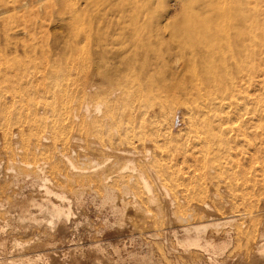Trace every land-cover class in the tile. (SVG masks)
<instances>
[{"label": "rangeland", "instance_id": "1", "mask_svg": "<svg viewBox=\"0 0 264 264\" xmlns=\"http://www.w3.org/2000/svg\"><path fill=\"white\" fill-rule=\"evenodd\" d=\"M109 1L108 0H89V2H88L89 4L85 5L86 3L84 1H81V0H77V1H75V0H10V1L9 0L8 1L7 0H0V3L2 4V5H0V13H1V8L4 7L5 4H6V6L8 4H10V5H8V8H9V10L11 9V12L10 11H9V13L6 12L8 15H5L6 13H3L2 17H0V72L4 73V71H5L4 74H6L7 70H8V73H7L8 75H10V72L13 73L12 74L13 76H7V75H5L6 77L4 76L6 78V79L4 78L5 81L7 80V78L11 79V77H12L13 84L11 83L12 81H9V80H7V82L9 81V84L5 83V81H4V83H2L3 75H0V77L2 76L0 79V81H1L0 82V92L2 94L0 93V96L3 97L2 100L6 99L5 101H7V103L6 102H4V103H6L7 105H9V103L11 102L10 105L7 106L6 104L3 103L4 100L3 101L0 100V103L2 102L1 103L2 105L0 104V108H1L0 109V120H1L0 121V135H2L3 131H10V129L12 128V130L10 132H12V133L15 132L16 137L18 136V139H16V137L15 138L13 137V139H15V142H17V140L19 141L20 131H21V129H22V131L23 130L27 131L28 127L26 129V125L27 126L30 125V123H29L30 121L27 120V118L29 117V115L34 114L33 112H34L36 105H39L38 107L36 106L37 109L35 111V114L38 113L37 118L40 114L39 118H41V119L38 118L39 120H42L44 118V117L42 118V116H45V115L48 116V120H47L46 116H45L46 121H45V119L42 120L43 121L42 123L45 125V126L43 125L45 129H47V127H48L47 125L49 124L50 121L52 122V123L50 122V125H51V124H53L54 121L58 120V123L55 122V124L59 125L60 119L57 117L58 116L57 112L59 109H60L59 112H61L62 114L64 113L63 115L68 120L71 117V119H70L71 122L70 121L68 122L67 119H66V122L72 123V124H75V122L77 124L80 121V119H78V118L82 117V119H85L88 116H91L92 112H93L92 118L97 117L98 114L94 115L95 114L94 105L96 103L100 102L101 100L103 101L104 100L103 97H105V96L102 97V94L105 95L108 92V94H106L108 96H106V97H110L111 102L113 103L114 106H116L115 109H117L118 111H121L120 113L118 112L119 115L125 114V115H123V116H126V117H124V119L129 118L132 122V125H133L132 131L135 133L134 129L136 130V134H134L132 132L133 136L131 135L132 136L131 137L132 138L131 139V141H132L131 145H130V143H128L129 146H126L128 144H124L122 146L124 149L134 148V149H131L134 152L137 150V148H138V150L140 148L139 152H136L137 161L135 160V167H136L137 163H138L137 164L138 166L140 163L138 157L141 156V158H142V156L146 154L145 153L143 155H140L141 153H143L141 151V149L144 150V152H145V150L147 151L150 148L149 150L152 152L151 155L155 154L159 157L158 163L156 165L154 164L155 165L154 169H156V168L159 169L158 168L159 166L164 167L165 164H167V165L170 164V166L172 168H174L175 170H178V168L180 167L179 172L182 170L183 171L187 170L186 173L182 172L181 174H184V176L189 175V177H190V175L194 176L192 178L190 177V179L193 181L190 180L191 182H189V183H191V186L194 185V188H196L195 183H197L199 185L201 183L203 184V185L202 184L201 185L205 191V198L202 200H204V201L207 200V203L210 206V208L215 209V210L217 209L216 211H218V213L221 216H225V215L228 216V214L231 212H232L231 213L232 215H234L236 213L234 216L238 219H236V218L232 219L235 222H233V223L231 222L230 225L229 224L224 225V227H223V225H217V227H215L214 224L218 223L216 221H209V220L202 219V218L200 219V217H197L195 214H192L191 216H189L188 213H189V209H191V208H190V204H187L186 200H188V199L184 200L182 198L181 199L179 198L177 200V202L179 200L183 201V202H180V205H181L180 209L181 210L178 212L177 206H173V207H175V208H173V210L175 209L174 212H177V213L182 212L181 215L184 214L185 217L188 215L186 217V220L183 222L180 221V219H179V221H178V219L176 220L177 213H176L175 217H173L172 219H167V220L159 219L160 225H161V222H164V223L162 224V226H159V224H158L157 226L159 228H157V227L155 229L153 228L154 231L152 229L153 233H155V235H154L153 233L151 234L150 232H147L148 231L147 229H145L146 230L145 231V230H142L139 228L141 230L140 231L138 228H136L134 226V223H135L134 218L128 219V217L132 211L131 209H136L139 205L143 206L145 208H143V207L140 208V206H139L137 209L140 208V209L150 210L149 213H150L151 217L149 216L150 218H148V219L149 220L154 219L155 215L151 209H155V208L152 204L147 202L148 196H146V197L144 196L146 194L143 192L144 190L140 189L141 193H140V191L138 192V190H136L137 194H135L134 196L126 195L125 196V202H127V203L124 205V207L122 209H118V210H120V213L118 211L115 212L114 210H113L114 211L113 212L111 210V208L109 207L110 205L108 203L104 205V203L102 201L103 192H101L99 189H97L95 186H93L94 184L91 185L92 183L88 179H80L79 177H76V181L74 182L76 187L75 188L73 187V189L75 190L78 188L77 186H80V188H78L77 191L75 190V192H78V190L80 189L79 192L81 193V200H80V203L78 204V206L76 205L73 208L74 210L72 209V212L74 211L73 215H75V216H72L70 219V224H69L70 226L68 227V230L66 233V240H64L61 243L60 242L57 243V245L55 246V250H56L55 256H59L58 258H60L59 260L62 261V264H144V263L145 264H264V250H263V257H261L262 255L260 254V250H259V247H262L264 245V238H263V235H264V203L262 204L263 206L261 205L262 209L252 210V213H250L251 210L246 209V207L248 206L246 204V201L248 203L250 200L249 198H251L254 193L257 194L259 192V190H258L259 188L264 187V180H262V179H264L263 178L264 175H263V173H261V169H262V167H264V147H262L260 151L257 150L255 153H253L254 155H252V156H254V157L247 156L244 160L241 161V164L239 165L237 170L242 171V176L240 177V175H237V177L238 178L240 177L239 180L240 179L242 180V178H244V179L241 182L238 180V185H237V188L235 189L236 191L234 190V192L231 193V191H228L229 189L227 188V185L229 182V178H228L229 176H227L226 174L220 173V172H219L220 174L218 172L217 173L215 172L214 167H216L217 163H214V161L210 160L211 165L208 166L210 163H209V159L207 157H204V159H199L200 156L197 155L198 156V159H197V156L194 153H193V157L195 155L196 159L194 157V160H193L191 153L196 151L195 149L191 148L192 147L191 146V143H192L191 137L193 135V132H191L192 131L191 129H193V128H192V126L189 127V125L191 123L187 121L189 119V116H188L187 111L184 108V106L181 105L180 103H178L176 105H173V104L170 105L169 104V107H168L167 105L169 103V100H165L164 98H162L164 96V94L159 95L158 93L155 92L156 91L155 87H157L158 84L161 83L163 85L166 83V81L163 82L162 78H164V79L168 78L170 71H173L175 69H179V70L181 69V71L182 70L184 71L183 59L180 56V53L183 50H181V48L176 46L175 41L173 42V39L169 38V34H170V33H168L169 29L165 30L162 27V26H164L163 24H164L165 17L170 16V15H172L170 17H171L172 23H174L173 27H175V29H176V27L179 26V23L183 17L182 13L184 12V8H183L182 4H179V3L174 4L173 1H178V0H165V1L164 0H160V1L159 0H153V1L152 0H147V1L146 0H139L140 3H139V1H136V3L138 2L137 5H135V1H134V3L129 2V1H124V0H120V1L119 0H109ZM142 1H144V2L142 3ZM158 1L160 3H158ZM76 2L78 4L76 6L77 9H74ZM82 2H84L85 4ZM71 3H72V5H71ZM139 4H141V5H139ZM131 5L137 6V9H139V7H140V9H139L140 14H136V15H137V17H139V18L141 17V18L140 19L138 18V20L134 21V22L129 20V15L131 16L130 11H131V9H133V6L131 7ZM19 6L21 8H18ZM72 6H73V8H72ZM127 7H128V9H127ZM142 7H143V10H141ZM66 8H67V10H66ZM12 9H14V10L12 11ZM125 9H126V11H125ZM145 9H146V11H145ZM147 9H149V10H147ZM69 10H71L70 12H72V10H73V12L75 10L76 11L74 13H70ZM127 11L129 12V15H128ZM144 13H146L147 15H144ZM166 14H168V15H166ZM159 24L162 26H160ZM157 25H159L161 27L160 30H159V27ZM73 26H75L74 30L72 29ZM150 28H151V32H153L155 35H158V39L159 40L161 39L160 42H162V43L154 46V49H153L154 52L153 51L150 52L147 50L144 52L143 49H140L139 52L132 51V48L129 45L130 41H128L127 36L129 37V35H131L133 32L135 33V31L136 32L137 31L138 32L143 31V30L144 31H146V30L150 31L149 30ZM100 32L102 33L101 38L99 35ZM156 32H158V34ZM97 34L99 35L98 37H96ZM106 41L108 43L112 42V47L110 48V50L106 51L102 57L100 55V47L99 46L103 45L104 42H106ZM187 51H188V53L185 51L186 57L189 56V49H187ZM55 53H56V55H55ZM133 53H134V55H133ZM99 57H101V58H99ZM134 57H135V59H134ZM51 58L53 61H51ZM128 61H130V62H128ZM149 66L151 67L150 68L151 70H148L147 75H146V73L140 72L146 68L149 69ZM3 67H6V68H3ZM13 67H15L14 70L12 69ZM23 67H24V72L26 73L27 77L28 78L35 77L34 80L38 81L37 82L38 84L36 83V81H33V79H30V81L27 83L26 80H29V79H26V75L24 77V72L22 70ZM141 67L142 68L145 67V68H143V70H142ZM2 69L4 71H2ZM9 69H10V72H9ZM11 69L13 70V72ZM18 69L20 70V72L22 70V74H20V75L16 74L17 72H18V74L20 73ZM152 69H153V71H152ZM134 70L138 71V73L134 72ZM14 71H17V72H14ZM183 71H182V75L185 74V71L184 72ZM3 73H1V74H3ZM14 73L16 74V80L17 79L19 80L20 76L23 77V78L21 77L22 80L20 79L21 82L20 81L19 82L17 81V83L15 82L16 80L14 78V76H15ZM133 73H134V78L137 75L138 81H137V79L135 80L131 76V75H133ZM139 73L140 74L143 73V74L140 75ZM48 74H49V76H47ZM124 75H126V76H124ZM17 76H19V77L17 78ZM151 76L153 78L151 79V81H149L150 80L149 78H151ZM187 76L188 75H185L184 77L187 78ZM238 76L237 77L239 79H237V77H235V78L239 82L242 79V77H241V75H238ZM106 78H107V80H106ZM129 78H131L132 81ZM140 78H141V80H139ZM147 78L149 79L148 83L144 84V82H147ZM40 79L41 80L43 79V80L39 81ZM133 79L135 80V82H133L134 81ZM142 80H143V83H142ZM25 81H26V86H25ZM31 82H34L36 85L34 83L29 84ZM39 82L40 83L42 82V83L40 84ZM52 82L54 83V85ZM10 83H11V85H15L14 83H16L17 86L12 87L10 85ZM46 83H48V86H49V84H51L52 87L51 86L48 87L46 85ZM119 83H120V85L121 84L122 85L120 86ZM139 83L144 84L146 88L144 87V85H143V87H142V85L139 86ZM99 84H101V87ZM149 84L151 87L148 86ZM43 85H45L46 87ZM57 85L59 88L56 87ZM245 85L246 84H244V82H242V89L246 88ZM6 86H7V88L9 87V90H7ZM53 86H55L56 88ZM72 86H74V87H72ZM95 86L97 88H95ZM116 86L117 87L119 86L118 87L119 90L117 88H115ZM16 87H17V89H16ZM42 87H44V89ZM60 87H61V90H60ZM81 87H82V89H80ZM136 87H138V88H136ZM141 87H142V89H141ZM149 87L151 88V90H149L150 89ZM12 88H15V89L12 90ZM20 88H21V90H20ZM48 88L49 89L55 88V91L52 90L53 92L50 90L51 93L57 92L58 90L60 93V91L62 92V89L64 92V89L66 88L65 90H67V91H65L66 95L64 93L65 96L63 95V92L61 93L63 96H60L61 94L59 95L57 92V95H59L61 97L60 98L58 96L59 100L61 99L60 101H62L64 104L63 107L61 106L62 108H60V107L56 108L58 106V104L60 105L62 102L60 103V101L58 99H56L55 93H54V96L50 95ZM57 88H58V90H57ZM143 88H144V90H143ZM87 89L89 90L90 94L88 93ZM106 89H108V90H106ZM261 89H263V88H260L259 92L261 91L260 93H264L263 92L264 89H263V91ZM39 90H41V92H39ZM42 90H44V91H42ZM68 90H69V92H68ZM126 90H128V91H126ZM140 90L143 92V94L140 92ZM7 91H9L8 95L6 94ZM34 91H36V92H34ZM46 91H48L49 93ZM94 91L95 92L98 91V92H96V95H95ZM111 91L113 92V94H111ZM149 91H151L152 93H149ZM10 92L11 93L13 92V94H12L13 99H11L12 95L10 96V94H11ZM17 92H18V95H17ZM44 92H45V94H44ZM102 92H105V93H102ZM19 93H21L22 95H20ZM47 93H48V95H47ZM67 93H68V97L66 98ZM81 93L82 94L87 93V94H85L86 96H84V94L82 95ZM153 93H156L159 96L153 95V96H156V97H153L152 96ZM253 93H255V96L257 97L256 100L258 101V98H260L256 94V93H258V91L255 90ZM260 93H259V95H260ZM5 94H6V97H5ZM77 94H79V95H77ZM146 94H148V96ZM16 95H17V98H14V97H16ZM42 95H46L47 97L43 96L41 98L40 96H42ZM69 95H71V96H69ZM98 95H100V96L98 97ZM111 95H113L112 98H114V99H111ZM131 95L135 98L131 97ZM134 95H136V96H134ZM142 95H143L144 99H142ZM18 96H20L19 97L20 99L18 98ZM48 96L49 97L52 96L51 97L52 99L48 98ZM22 97H23V100H22ZM62 97H64L63 100H62ZM69 97H71L70 101H67V100H69ZM137 97L138 98L140 97L139 99L141 101H139V99ZM150 97H153V98H150ZM182 97H183L182 94H180L178 92V98L180 99V101L183 100ZM7 98H8V100H7ZM9 98H10V100H9ZM24 98H26L28 101H26V99H24ZM43 98L45 99V101H44L45 103L42 102V100H44ZM158 98L159 99L161 98L162 102L165 104L164 107L165 108L168 107V108L166 110H163V115L165 118H163V116L156 115V117L159 116L158 120H157L156 117L152 116V113L154 111L158 112L157 106L159 105V102H161V99L159 100ZM15 99H16V103L14 101ZM18 99L20 101L21 100L23 101L24 105L27 107L26 109H28V110H24L25 106H23L22 101L20 102ZM32 99L33 100L36 99L35 102ZM46 99H49L50 102L47 101ZM64 99L68 103L65 102ZM146 99H148V100H146ZM149 99L152 100L151 103H150ZM30 100L32 101L31 103H33V104L27 103V102H30ZM57 100H58V103H57ZM142 100L144 101L143 103H142ZM25 101L27 104L25 103ZM51 101L55 102V103H51ZM132 101L135 103V105H134V103H132ZM145 101H149V103L151 104L150 109H149L150 104H148L146 102L149 105L148 106L145 103ZM41 102L44 103L45 105L40 104ZM46 102H48V103H46ZM49 103L52 105L48 106ZM84 103H85V105H84ZM153 103L154 104L157 103V104H155L156 106H154V108H152ZM3 104L5 105V112H4V109H2ZM13 104H15V105H13ZM18 104H20V106L22 105V109L20 108V106H18ZM28 104H30V105H28ZM141 104L142 105L145 104L148 107H143ZM27 105L31 106V107H28ZM86 105L89 106V111H90V112L88 111V116L86 115L87 111L84 110ZM10 106H11V108H10ZM17 106L22 110L21 112L25 111L23 113L24 115L21 114V112H19L20 109ZM32 106H33V110L31 109ZM40 106H41V108L47 107V108H49V110H50V107L52 106L51 108L53 109V111H51L52 110L51 109L50 112H47L49 110L46 111L47 108L46 109L44 108L46 111V113H45L43 108H42L43 110L41 108H39ZM13 107H15V108L17 107L18 110L13 108ZM92 107H93V110H92ZM140 107L142 108V111H141ZM6 108H7V110L9 108V110L7 111ZM171 108H172V110H169ZM38 109H40V110H38ZM137 109L140 113H138ZM69 110H70V112H69ZM167 110H169L170 113L167 112ZM28 111H32V112H30L31 114L29 113V115H28ZM145 111H146V114H142L145 117L143 116V118H142L141 117L142 115H140V114L145 113ZM164 111L167 113H164ZM102 112H104V109H102ZM68 113H71V114H68ZM126 113H127V115H126ZM129 113H130V115H129ZM62 114L59 113V115H62ZM80 114H82V115H80ZM137 114L140 115L143 122L139 121V119H141V118L140 117L137 118ZM21 115H22V117L25 116L24 119L21 118ZM54 115H57L56 116L57 120H55L56 117H53ZM165 115H167V117ZM18 116H20V117L18 118ZM150 116L153 117L152 122L150 120L151 119ZM50 117H51V119H50ZM52 117L54 118V120H52L53 119ZM76 117H78L77 118L78 121L76 119H74ZM149 117H150V119H149ZM13 120L15 122H17L19 120L21 123H23L24 126H22L19 123V121H18L19 124L17 125ZM11 121H13V123H15L14 125L15 126L17 125L18 127L17 126L15 127L14 125H12L9 129V126L11 125V124L9 125V123H12ZM155 121H157V122H155ZM189 121H190V119H189ZM7 122H8V125H7ZM24 122L28 123V124H24ZM42 123H41V127H43ZM142 123L143 124L145 123L144 126L142 125ZM2 125H3V127H2ZM6 126H7V129L4 128ZM53 126H54V124L52 125V127ZM137 126H139V127L141 126L143 128H141V127L137 128ZM134 127H136L137 129ZM13 128H15V129H13ZM168 128H170V129H168ZM74 129L69 132L70 134L68 133V137L70 135V137H69L70 142L68 141V143H69V144L67 143L68 145L67 144L62 145L60 142H57L55 144L56 148L53 145V147L55 149L50 148V149H52L53 152H57V150H58V153H56V154L59 155L61 165L64 166L65 160L63 158H61L60 155H61V153H62V155H64L66 152H67V154H65V155H67L68 157H71L72 159L71 158L70 159L73 161V164L76 166V168L74 170L72 169L73 171H77V170H79V168H80V170L86 169L85 171L93 170V169H96L98 166H100V165L97 166L96 165L97 163L101 164V166L104 165L105 161H103V160L106 157L110 158V160L113 159L114 156L112 154L109 155L111 152L106 153L108 155L107 156L104 152H101V154H99L96 151H94L95 149L97 150V148H95V146H93L90 142L87 141V139H88L87 136L84 135L86 138H84V136H83V139H82V135L84 133L79 131L78 132L79 136H78L77 133H75L78 130L76 129V131H75ZM138 129L142 130V132L139 131ZM14 130H16V131H14ZM50 130H51V128H50ZM137 130H138V132H137ZM258 130H260V129H257L255 132V138L257 137L255 142L257 145H259V143L262 142V138L264 137L263 130H261V131H258ZM162 131H163V133H162ZM164 131H166V133L169 131L168 132L169 135L166 134ZM81 133H83V134L81 135ZM143 133H144V136H142ZM164 133L167 136V137L165 136V139L166 138H168L170 140L172 139L171 142L165 143V140L162 139V137L164 138V136H162V135H165ZM72 135H74V136H72ZM135 135H137V136L135 137ZM158 136H160V137L158 138ZM170 136L172 138H170ZM73 137H75L74 138L75 141H76V138H78L76 142H74V139H73V141L70 140V138L72 139ZM133 137H134V139L137 137L138 138L143 137V139H141L143 142L142 141L140 143L138 142V141H140V138H139V140L137 138L138 141L136 142L135 141L136 139L134 140ZM156 137H157V139H156ZM79 138L81 139V142H80ZM250 138H253V137L250 136L249 139ZM145 139H146V141H145ZM151 139H152V141H155V139L156 140L160 139V143L161 144L164 143L166 146L164 147L163 146L164 144L163 145L158 144L156 146V144H154V142L150 141ZM15 142H14V140H12V144ZM42 142L46 147H49L50 143L52 144L51 141H49L50 143H47V141L46 142L42 141ZM85 142H87V143H85ZM146 142L148 144H150L149 148H148V146H147L148 144H146ZM89 143L92 145V147ZM71 144H73V145L71 146ZM89 145H90V147H89ZM138 145H140V146H138ZM45 146H44V148L46 149ZM59 146L61 147V149ZM124 146L127 148H125ZM158 146H161V147H158ZM189 146H190V149H189ZM13 147H15L14 144L11 147L12 149L5 148L2 144H0V152H1L0 153V161L2 160V162H3L2 163L3 165L1 167H2V170L4 172H6L8 174V177H10V178L12 177L13 172L12 171L8 172V169L10 170L11 168H14V167H9V166L12 164L15 165L17 163L16 161L19 160L18 163L24 162L23 159L26 158L25 159L26 163H27V161L28 162L31 161L30 163H34V162H32L33 159L30 157L28 158L29 160L27 159V157L22 158L23 153H18V151H16ZM20 147H21V145H20ZM62 147H64V150L62 149ZM163 147H164V149H163ZM184 147L188 148V152H187L188 154L183 153L182 150ZM144 148H146V149H144ZM165 148L167 149V152L169 150H170V152H168V153L164 152V151H166ZM41 149L43 150V148H41ZM41 149L39 151H36L37 152L36 156H38L39 159L35 158V160L36 159H38V160H36V161L33 160V161L37 162L39 160H44V161L46 160V159H43L44 155H43V157H42V155H37L40 152H42ZM66 149L68 151H66ZM69 149H70V153H68ZM161 149H162V152H158L159 150L161 151ZM184 149H186V148H184ZM242 149H245V151H247L246 147H243ZM171 150H172V152H171ZM90 151H92L93 154H91ZM248 152H251V151L248 150ZM102 153H104V154H102ZM166 153L168 155H166ZM169 153H172V155ZM180 153H181V155H180ZM17 154H19L21 156H18ZM78 154H81V155H78ZM159 154H161V155H159ZM174 154H176V155H174ZM178 154H179V156H177ZM183 154H187V156L186 155L183 156ZM196 154H197V152H196ZM1 155L3 157H5V156L6 157L2 158ZM7 155H9L10 158ZM12 155H13V157H12ZM93 155H94V157H93ZM96 155H99V156H96ZM189 155H191V156H189ZM175 156H177V157H175ZM88 157H90V159ZM97 157H99V158H97ZM166 157L168 158L167 160L169 161V164L166 163L167 160H164V158L166 159ZM180 157H182V158H180ZM19 158H21V159H19ZM92 158H94L95 160L93 159V161H92L91 160ZM186 158H187V161L185 163L184 159H186ZM253 158H255L256 160ZM178 159H181V160H178ZM114 160H116L115 157L112 160V162ZM140 160H142V159H140ZM162 160H163V162H162ZM196 160L202 166L198 165ZM198 160L201 162L203 161V162L201 163ZM94 161H96V163H93ZM189 161H190V163H188ZM123 162H125V160L120 161V166H122L124 164ZM62 163H64V164H62ZM159 163H160V165H158ZM191 163H194V164H191ZM162 164H164V165L162 166ZM174 164H176L177 166ZM186 164H187V166H186ZM203 164L205 165L204 167H206V168L203 167ZM18 165H15L16 166L15 168H18L17 167ZM90 165H92L91 166L92 168L88 169V168H90ZM167 165H165V166H167ZM172 165H174V166H172ZM182 165L186 166V168H184V166H182ZM213 165H214V167H213ZM138 166L136 168H138ZM93 167H95V168H93ZM153 167L154 166H150V168H151L150 170L152 173L153 172L155 173L156 171L154 169H152ZM192 167H194V169ZM243 167H244V169H243ZM181 168H182V170H180ZM187 168L189 169V171ZM203 168H204V170H202ZM212 169H214V170H212ZM211 170L213 173H211ZM129 171L131 172V170H129ZM129 171H128V173H129ZM190 171H192V172H190ZM193 171H194V174H193ZM207 171L209 173H207ZM24 172L27 175L30 173L29 178H27V181L25 182V184L23 183V184H20L18 186H15L16 188L14 187L15 189H13V195H15V196L14 197L12 196L14 199L9 198V200H7L8 204H6V206L8 208L5 207V205H4L2 207V209L4 207H5L4 209L11 208V205L14 202V200H16L14 202V204L16 205L14 209L20 208V205H21V209H22L24 207V205H26L25 202L27 201V199H29L30 196H32L34 194L37 195L36 194L37 190L40 189L41 186L34 185L32 183L34 178L37 175L32 174L31 171H29V169H27ZM189 172H190V174H189ZM152 173L147 172V177L149 178L150 181H152V179H153ZM187 173H188V175H187ZM150 174L152 175L151 177H150ZM3 175H4V173H3ZM31 175H34V176L32 177ZM196 175H198V176L200 175V177L202 176L201 178H203V179L198 181L199 180L198 178H200V177H198ZM195 176H196V179L198 182H196ZM5 177H7L6 174H5ZM248 181L253 182V184L251 182L249 184ZM82 182H87V183L86 184L84 183V185H83ZM239 182L242 183L243 186L240 185V186H242V188L239 186ZM88 185L91 186V187H89L90 189H88ZM250 185L252 186V189H251ZM249 186H250V188H249ZM239 187L241 188V190L238 189ZM244 187L246 189H248V192H250V193L245 192L246 189H245V191H243ZM95 188H96V190H94ZM82 189H84L83 192H82ZM155 190H156V188L153 189L154 193L156 195H158L160 193V191L157 192L158 190L157 191H155ZM238 190H240L239 193L243 192V193H241L242 196L239 195ZM263 191H264V188H263L262 192ZM100 192L102 194H99ZM234 193H235V195H234ZM244 193L245 194L248 193L250 196L247 194L249 196L248 197ZM17 194H18V196H17ZM178 194L179 193H177V195ZM238 195L241 196L240 199L241 198L243 199V196H246V198L243 200L241 199V201H240V199L238 198L239 197ZM69 196H71V194H69ZM15 197H16V199H15ZM133 197L136 198V200H137L136 203H135V199ZM233 197H235V198L233 199ZM128 198H129V200H128ZM231 199L233 201L238 200V201H236V202H238V203H236L237 206H232V200ZM17 200H18V202H17ZM23 200L24 201L26 200V201L24 202ZM262 200L264 202V196H263ZM132 201H134V202H132ZM141 201L144 205L141 203ZM243 201L245 202V204ZM145 202L147 203L146 204L147 208H146ZM184 202H186V203L184 204ZM127 204L132 206V208L131 207L129 208V206ZM135 204H137L138 206L133 208V206H135ZM22 205H23V207H22ZM151 205H152V208H151ZM176 205H177V203H176ZM186 205H189V208ZM232 207H234V208H232ZM11 209H13V208H11ZM134 211H136V210H134ZM134 211H132V212H134ZM151 211H152V213H151ZM254 211H255V213H253ZM246 212H248V213H246ZM241 213H244V214L242 215ZM238 214L240 215V218L242 217L241 220L239 219ZM248 217L250 220L248 219ZM2 220H6L5 216L0 217V222H2ZM202 220L203 221L205 220L206 223L207 222L208 223L206 224ZM132 221H133V223H132ZM252 222L253 223L256 222V224L254 223L255 225H253ZM158 223H159V221H158ZM201 224L202 225H208V228L205 229L204 231H202L201 233H199V231H196L195 228H197ZM193 225H194V229H193ZM195 226H197V227H195ZM133 227H135V229H137V230H135ZM251 227H252V229H251ZM137 231L140 233H138ZM197 232L200 234L201 237L199 236V234L198 235L196 234ZM199 237L201 238V241H200ZM193 239L199 240L198 241V247L199 248L197 246H188V244H190L189 242L194 241ZM207 243L208 244L212 243L213 245L215 244L214 245L215 248L214 249L207 248V246H206ZM185 244L187 247L185 246ZM6 246H9L8 243ZM192 247H194V248H192ZM69 250L72 251L71 255L68 253ZM65 254H67V255H65ZM259 254H260V256H259ZM28 257L29 256H27V258Z\"/></svg>", "mask_w": 264, "mask_h": 264}, {"label": "bare ground", "instance_id": "2", "mask_svg": "<svg viewBox=\"0 0 264 264\" xmlns=\"http://www.w3.org/2000/svg\"><path fill=\"white\" fill-rule=\"evenodd\" d=\"M75 1H77V0H75ZM81 1H84L86 4L84 2H82V3H84L85 5L89 4L88 3L89 0H81ZM124 1H129V2H133V3L135 1V5H137L138 2L136 3V1H139V0H124ZM159 1H158V3H160ZM143 2L144 1H142V3ZM173 2H174V4H178V3L182 4V6L184 8V12L182 13L183 17L179 23V26L176 27V29H175V27H173L174 23H172L171 17H170L172 15L165 17L164 24H163L164 26H162L160 24L159 25L162 26L165 30L169 29V31H168V33H170L169 38L173 39V42L175 41L176 46H178L179 48H181V50H183L180 53V56L183 59L185 74L182 75L183 70L181 71V69L180 70L175 69L173 71H170L168 78L164 79L161 77L163 79V82L166 81V83L163 85L161 83L158 84V86L155 87L156 88L155 92L158 93L159 95L164 94V96L163 97L161 96V97L164 98L165 100H169V103L167 105L168 107H169V104L170 105L171 104L176 105L178 103H180L181 105L184 106V108L186 109L187 114L189 116V119H190V121H189V119L187 121L191 123L190 125L189 124L188 125H189V127L192 126V128H193V129H191L192 131L190 130L191 132H193V135L191 137V142H192L191 148L195 149L196 151L194 150L195 152H192L193 150L192 149H191L192 151L190 150L192 152L191 153L192 157H193V153H194L196 156L199 155L201 157V158L199 157V159H204V157H207L209 159V163L211 161H214V163H217V165H216L217 168L214 167V165H213L215 172L216 173L220 172V173H223V174H226L227 176H229L228 177L229 182L227 181L228 182L227 188L229 189L228 191H231V193H232L237 188L238 180L242 176V171L237 170L239 165L241 164V161L244 160L247 156L254 157V156H252V155H254L253 153H255L257 150L260 151L261 148L264 147V137L262 138V142H260L259 145H257L255 142V140L257 138V137L255 138V132L257 129H260L258 131L263 130V135H264V93H260L261 91L259 92L260 88L264 89V0H178V1H173ZM72 3H71V5H72ZM139 3H140V1H139ZM0 5H2V4L0 3ZM8 5H10V4H8ZM8 5L6 6V4H5V6L2 7L3 9L1 8V13H0L1 16L0 17H2L3 13H6V12L9 13V11L11 12V9L9 10V8H8ZM77 5L78 4L76 2L74 9H77L76 8ZM139 5H141V4H139ZM132 6L133 5H131V7ZM134 6H133V9H131L129 7L131 9V11H130L131 16L129 15V12L127 11L128 15H129V20L132 22L137 21L139 17H137L136 14H140L139 13L140 7H139V9H137V6H135L136 8ZM18 8H21V7L19 6ZM72 8H73V6H72ZM127 9H128V7H127ZM13 10L14 9H12V11ZM66 10H67V8H66ZM141 10H143V7L141 8ZM147 10H149V9H147ZM70 11L71 10H69V12ZM125 11H126V9H125ZM145 11H146V9H145ZM74 12L72 10V12H70V13H74ZM5 15H8V14L6 13ZM144 15H147V14L144 13ZM166 15H168V14H166ZM159 25H157V26L159 27V30H160L161 27ZM72 29L74 30L75 26H73ZM149 30L150 31H148V30H146V31L143 30V31H139V32L135 31V33L133 32L131 35H129V37L127 36L128 41H130L129 45L132 48V51L139 52L140 49H143L144 52L146 50L152 52L154 49V46L162 43V42H160L161 39L160 40L158 39V35H155L153 32H151V28ZM156 33L158 34V32H156ZM101 34L102 33L100 32V34H99L100 38H101ZM99 35L97 34L96 37H98ZM99 47H100V55L103 57L105 52L110 50V48L112 47V42L108 43L106 41V42H104L103 45H101ZM187 49H189V56L188 57H186V54H185L186 52L188 53ZM55 55H56V53H55ZM133 55H134V53H133ZM52 58H51V61H53ZM99 58H101V57H99ZM134 59H135V57H134ZM128 62H130V61H128ZM6 67H3V68H6ZM145 67H143V68H145ZM14 68L15 67H13L12 69L14 70ZM143 68H142V70H143ZM150 68L151 67L149 66V69L146 68L140 72L146 73V75H147L148 70H151ZM13 70H12V72H13ZM22 70L24 72V67ZM22 70H21V72L19 70V72H20L19 74L17 71H14V72H17L16 74L20 75V74H22ZM136 70H134V72L138 73V71H136ZM2 71H4V70L2 69ZM152 71H153V69H152ZM9 72H10V69H9ZM1 73H3V72H0V75H3V77L1 76L3 78L2 83H4V81H5L4 80V78L6 77L5 75L13 76L12 75L13 73H11V72H10V75L7 74L8 70H7L6 74H4L5 71L3 74H1ZM16 74L14 73L15 80H16ZM142 74H140V75H142ZM25 75H26V73L24 72V77H25ZM185 75H188L187 78L184 77ZM238 75H241V77H242V79L239 81L240 83L235 78ZM47 76H49V74ZM124 76H126V75H124ZM131 76L134 78V73ZM152 76H151V78H149L150 80L147 78V82H144V84L148 83V80L151 81V79L153 78ZM1 77H0V79H1ZM18 77L19 76H17V78ZM21 77L22 76H20L19 78L21 79ZM238 77H237V79H239ZM34 78L35 77L28 78L26 75V79H29V80H26L27 83L30 81V79H33V81H36V80H34ZM131 78H129V79H131ZM137 78L138 77L136 75V77L134 79L136 80ZM20 79L19 80L17 79L16 81L15 80L14 81L16 83H17V81L21 82L22 79L21 80ZM7 80L12 81V77H11V79L7 78ZM7 80L5 81V83L9 84V81L7 82ZM42 80L40 79L39 81H42ZM106 80H107V78H106ZM135 80L133 82H135ZM139 80H141V78ZM26 81H25V86H26ZM131 81H132V79H131ZM137 81H138V79H137ZM37 82L38 81H36V83ZM242 82H244V84H246L245 89H242ZM11 83L13 84V81ZM11 83H10V85H11ZM16 83H14L15 85H11V86L12 87L17 86ZM33 83L34 82H31L29 84H33ZM142 83H143V80H142ZM144 84L139 83V86L142 85V87H143ZM46 85L48 86V83H46ZM53 85H54V83H53ZM99 85L101 87V84H99ZM119 85H120V83H119ZM7 86H6V88H7ZM43 86H45V85H43ZM50 86H51V84H49L48 87H50ZM148 86H150V84ZM53 87H55V86H53ZM56 87H58V85ZM72 87H74V86H72ZM118 87L116 86L115 88L118 89ZM142 87H141V89H142ZM144 87H145V85H144ZM42 88L44 89V87H42ZM55 88L54 89L48 88L49 89L48 91L50 92V95H53V96L55 93L56 99L59 100V97L63 96L65 91H67V90H65L66 89L65 88L64 92H63V89H62V92H63V95H62L61 91L59 93V90H58L59 87H58L57 88L58 91L57 90L56 91L58 92L59 95L61 94L59 96V95H57V92L51 93L52 90L55 91ZM95 88H97V87L95 86ZM136 88H138V87H136ZM14 89L15 88H12V90H14ZM16 89H17V87H16ZM80 89H82V87ZM263 89H261V90L263 91ZM7 90H9V87L7 88ZM20 90H21V88H20ZM60 90H61V87H60ZM106 90H108V89H106ZM143 90H144V88H143ZM149 90H151V88ZM255 90L258 91V93H256V94L260 97V98H258V101L256 100L257 97L255 96V93H253ZM42 91H44V90H42ZM48 91H46V92H48ZM87 91L90 94L88 89H87ZM126 91H128V90H126ZM8 92L9 91H7V93H6L7 95H8ZM34 92H36V91H34ZM39 92H41V90H39ZM68 92H69V90H68ZM96 92H98V91H96ZM96 92H95V95H96ZM140 92L143 94V92L141 90H140ZM178 92L180 94H182V96H183L182 97L183 100H181V101L178 98ZM48 93H47V95H48ZM102 93H105V92H102ZM149 93H152V92L149 91ZM156 93H153L152 96L157 95ZM259 93H260V95H259ZM6 94H5V97H6ZM12 94H13V92L10 94V96ZM19 94L22 95L21 93H19ZM44 94H45V92H44ZM83 94H84V96H86L85 94H87V93H83ZM106 94H108V92ZM106 94L105 95L102 94V97L105 96V97H103L104 98L103 101L99 100L100 102H98L94 105V111H95L94 115L98 114L97 117L92 118L93 112L91 113V116H88L89 106H87L88 105L87 104L85 106L84 110L87 111L86 115L89 118L87 116H86L87 118H85V119H82V117L81 118L76 117L74 119L77 120V118H78V119H80V121L77 124H76V122H75V124H72V123H68L70 121L71 117L68 120L63 115L64 113L62 114L61 112H59V110H60L59 109L57 112L58 116L57 115L53 116V117L57 116L60 119L59 125L55 124V122L58 123V120L56 117L55 120H57V121L53 122L54 126L52 127L53 124L50 125L51 121L49 120L50 122L48 121L49 124L47 126L48 127L50 126V127L49 128L47 127V129H45L44 128L45 125L42 123L43 122L42 120H44L46 117L48 120V116L47 115H45L46 117L42 116V118L43 117L44 118L42 120H39V119H41V118H39L40 114L38 116L39 119L37 118L38 113L35 114V111L37 109L36 106L38 107L39 105L35 104L36 106H35V109L33 112L34 114L30 113L32 111H28V115H29V113L31 115H29V117L27 118V120L30 121L29 122L30 125L29 126L26 125V129L28 127L27 131H24V130L22 131V129L20 128L21 131H20V135H19L20 136L19 141L17 140V142H15V139H13V137L15 138L16 134H15V132H13V133L10 132L12 130V128L10 129V127L12 125H14L15 123L17 125L20 123L22 126H24L23 123H21L19 120H18L19 123L17 120H16L17 122H15L13 120L15 123H13V121H11L12 123H9V125L11 124L9 126L10 131H3L2 135H0V144H2L5 148H9V149H12L11 147L14 144L15 147H13V148L16 151H18V153H23L22 158L27 157V159H28L30 157L33 160H35V158L39 159V157L36 156V153H37L36 151H39L41 148H43V150L41 149L42 152H40L37 155H42V157L44 155L43 159H46L45 161L39 160L37 162H35V161L38 159H36L35 161L32 160V162H34V163H30L31 161H29V162L27 161V163H26L25 162L26 158L23 159L24 162L18 163L19 160L17 159L18 161H16V162L19 165L16 162H15L16 163L15 165H18L17 166L18 168H15L16 166L12 164L13 166L10 165L9 167H14V168H11L10 170L8 169V172L9 171L13 172L11 178L8 177V174L2 170L1 166L3 165L2 164L3 162H2V160L0 161V217L5 216V219H6V220H2V222H0V264H56V263L62 264V261H60L59 260L60 258H58L59 256H55V254H56L55 253V251H56L55 246L57 245V243H59V242L61 243L64 240H66V233H67L68 227L70 226L69 225L70 219L72 216H75V215H73L74 211L72 212V209L74 208V206H76V205L78 206V204L80 203V200H81V193L79 192L80 189L78 190V192H75V190L77 191V189L80 188V186H77L78 188L75 190L73 189V187L74 188L76 187L74 184V182L76 181V177H79L80 179H88L92 183L91 185L94 184L93 186H95L97 189H99L101 192H103L102 201H103L104 205L108 203L110 205L109 207L111 208L112 211L113 210L115 212L118 211L119 213H120V210H118V209H122L124 207V205L127 203V202H125V196L126 195L134 196L135 194H137L136 190H138V192L140 191V189L144 190L143 192L147 194V195L145 194L144 196L145 197L148 196L147 202L152 204L155 208V209H151L155 215V217L153 216L154 219H152V220L148 219L151 217L150 213H149L150 210L140 209L141 207H143L140 205H139L140 208L137 209L139 207L137 204H135V206H133V208L138 206L136 209H131L132 211H134V210H136V211L132 212L130 210L131 214L130 215L128 214L129 215L128 219L134 218V221L136 223V224L134 223V226L136 228H138V229L140 228L142 230L147 229L148 230L147 232H150L151 234L153 233V231L156 227L159 228L157 226L158 224H159V226H162V224L164 223V222H161V225H160L159 219L167 220V219H172L173 217H175L177 212H174L175 209L173 210V208H175V207H173V206L178 207V209H177L178 212L181 210L180 209L181 208L180 202H183V201L179 200L177 202V200L179 198L180 199L182 198L184 200L188 199L186 201H187V204H190V208H191V209H189V213H188L189 216H191L192 214H195L197 217H200V219L202 218V219H206L209 221H216L218 223L214 224L215 227H217V225H223V227H224V225H228V224L230 225L231 222L232 223L235 222L232 219L236 218L234 216L236 213L234 215H232L231 214L232 212H231V213H229L230 215L228 214V216H226V215L221 216L218 213V211H216L217 209L215 210V209L210 208V206L207 203V200H205L206 202L204 200H202L205 198V191L202 187L203 184L201 183L202 185L200 184L201 185L200 186L199 184L195 183L196 188H194V185L191 186V183H189V182H191L193 180H191L190 177L192 178L194 176L190 175V177H189L188 173H187L188 176H186V175L184 176V174H181L182 172L186 173L187 170L183 171L181 168L180 170H182V171L179 172L180 167L179 168L177 167L178 170H175L174 168H172L170 166L169 161L167 160L168 159L167 157H166V159L164 158V160H167L168 162L166 161V163H168L169 165L165 164V165H167V166H165L164 164H162V166L164 165V167H160V166L158 167L157 166L159 169H157V168H156L157 170L154 169L155 165L158 163L159 157L155 154L151 155L152 152L149 150L150 144H148L147 142H146V144H148L147 146L149 149L147 151L145 150V152H144V150L141 149V151L143 153L140 152L141 154L140 153L139 154L140 155H143L145 153L146 154L143 155L142 158H141V156L138 155L140 163H139V166L137 165L138 163L136 164V167L138 166V168H136L135 167V160L137 161L136 152H139L140 148H139V150L137 148L138 151L136 150L134 152L133 150H131L134 148L124 149L122 147L124 144H128V143H130V145H131V142H132L131 137L133 136L132 135V132H133L132 131L133 130L132 129L133 128L132 122L129 118L124 119V117H126V116H123V115H125V114L119 115V113L121 111H118L117 109H115L116 106L113 105V103L110 100V97H106V96H108ZM111 94H113L112 91H111ZM17 95H18V92H17ZM17 95L14 98H17ZM65 95H66V93H65ZM77 95H79V94H77ZM100 95H98V97ZM146 95L148 96V94H146ZM159 95H157V96H159ZM43 96L47 97L46 95H42L40 97L42 98ZM69 96H71V95H69ZM112 96L113 95H111V99H114V98H112ZM134 96H136V95H134ZM11 97H12L11 99H13V95ZM19 97L20 96H18V98ZM51 97L48 96V98H51ZM67 97H68V93H67L66 98ZM131 97H133V96L131 95ZM153 97H156V96H153ZM153 97H150V98H153ZM2 98L3 97L0 96V100L1 101L4 100L3 103L4 102L7 103V101H5L6 99L2 100ZM63 98L64 97H62V100H63ZM70 98L71 97H69V100H67V99L66 100L70 101ZM133 98H135V97H133ZM24 99H26V98H24ZM65 99H64V101H65ZM142 99H144L143 95H142ZM7 100H8V98H7ZM9 100H10V98H9ZM22 100H23V97H22ZM35 100H33V101L35 102ZM46 100L49 101V99H46ZM58 100H57V103H58ZM146 100H148V99H146ZM149 100L151 103L152 100L151 99H149ZM14 101L16 103V99ZM26 101H28V100L26 99ZM26 101H25V103H26ZM44 101H45V99L42 100V102H44ZM67 101H65V102H67ZM139 101H141V100L139 99ZM31 102L32 101L30 100V102H27V103L33 104ZM42 102L40 104L45 105L44 104L45 102L44 103H42ZM61 102L62 101H60V103ZM143 102L144 101L142 100V103ZM146 102L148 104H150L149 101H145V103ZM6 103H4V104H6ZM10 103H9V105H10ZM22 103H23V101H22ZM46 103H48V102H46ZM51 103H55V102L51 101ZM132 103H134V102L132 101ZM157 103H155V104H157ZM4 104H3L2 109H4V112H5V105ZM20 104H18V106H20ZM30 104H28V105H30ZM62 104H63V102L60 105L58 104V106L56 108H58V107L62 108L64 106V104L63 105ZM155 104L153 103L152 108H154V106H156ZM9 105H7V106H9ZM13 105H15V104H13ZM49 105H52V104L49 103L48 106ZM84 105H85V103H84ZM134 105H135V103H134ZM23 106H25L24 103H23ZM33 106L31 108L32 110H33ZM142 106L148 107L149 105L146 106L145 104H143ZM164 106H165V104L162 102V99H161V102H159V105L157 106L158 112L154 111L152 113V116L156 117V115H159V116H163V118H165L163 115V110H166L168 107L165 108ZM17 107L16 108L13 107V108L18 110L19 107L18 108ZM28 107H31V106H28ZM51 107H50V110L52 109ZM150 107H151V104L149 106V109H150ZM10 108H11V106H10ZM20 108L22 109V105L20 106ZM26 108L27 107L25 106V109L24 108L23 109L28 110ZM39 108H41V106ZM42 108L44 109L45 107H42ZM21 109L19 112L22 111ZM45 109H44V111H45ZM102 109H104V112H102ZM6 110H7V108H6ZM8 110H9V108H8ZM38 110H40V109H38ZM47 110H49V108H47L46 111ZM50 110L47 112H50ZM92 110H93V107H92ZM169 110H172V108ZM169 110H167V112H169ZM46 111H45V113H46ZM51 111H53V109ZM137 111H138V109H137ZM141 111H142V108H141ZM146 111H145V113H141L140 115L146 114ZM24 112H21V114H23ZM69 112H70V110H69ZM167 112L164 111V113H167ZM59 113L62 115H59ZM130 113H129V115H130ZM138 113H140V112L138 111ZM68 114H71V113H68ZM80 115H82V114H80ZM126 115H127V113H126ZM140 115L137 114V118L140 117ZM143 116L144 115H142L141 117L143 118ZM165 116L167 117V115H165ZM19 117L20 116H18V118ZM24 117L25 116L22 117V115H21V118L24 119ZM150 117H149V119H150ZM158 117H156L157 120H158ZM142 118L139 119V121H142ZM50 119H51V117H50ZM66 119L68 122H66ZM52 120H54V118ZM150 120L152 122L153 117H151ZM45 121H46V119H45ZM40 122L42 123V126L44 125L43 127H41ZM155 122H157V121H155ZM24 124H28V123L24 122ZM144 124L142 123L143 126H144ZM7 125H8V122H7ZM2 127H3V125H2ZM138 127L139 126H137V128ZM4 128L7 129V126ZM50 128H51V130H50ZM134 128H136V127H134ZM141 128H143V127H141ZM13 129H15V128H13ZM73 129L75 131H76V129L78 130L77 132H75V133H77V135H78L79 131L84 133V134L81 133V135L83 134L82 139H83L84 135L87 136V138H88L87 141L90 142L93 146H95V148H97V150L95 149L94 151H96L99 154H101V152H104L105 154L111 152L109 155L112 154L116 158V160H114L112 162L114 157H113V159L111 158L112 160H110V158L106 157L103 160V161H105V164L101 166V164L97 163L96 165L97 166L100 165V166H98V167L96 166L97 167L96 169L85 171L86 169L80 170V168H79V170L73 171L76 168V166L73 164V161L71 160L72 158L65 155V154H67V152H66L64 155H62V153L60 155L61 158H63L65 160L66 165L64 163H62V164H64V166L61 165L59 155L56 154V153H58V150H57V152H53L52 149L56 148L55 144L57 142H60L62 145H66L68 143L69 137H70V135L68 137V133ZM168 129H170V128H168ZM138 130L142 132V130H140V129H138ZM138 130H137V132H138ZM14 131H16V130H14ZM134 131H135V133L134 132L133 133L136 134L135 129H134ZM166 131H164V132L166 133ZM168 132L166 134L169 135ZM162 133H163V131H162ZM166 134L162 135V136H164V138L162 137V139L165 140V143L171 142L172 139L171 140L168 138L165 139ZM137 135H135V137ZM72 136H74V135H72ZM142 136H144V133ZM160 136H158V138ZM250 136L253 137V138H250L252 141L249 139ZM74 138L75 137H73L72 139L70 138V140L73 141ZM84 138H86V137L84 136ZM137 138H135L136 139L135 140L133 137V139L136 142L140 138V141H138L139 143L142 141L141 139H143V137H139L138 140H137ZM170 138H172V137L170 136ZM16 139H18V136L16 137ZM77 139L78 138H76V141H77ZM156 139H157V137H156ZM156 139H155V141H152V139L150 141L154 142V144H156V146H157L158 144H161V143H160V139H158V140H156ZM12 140H14L15 143L12 144ZM42 141H44V142L47 141V143H50L49 141H51L52 144L50 143L49 147H46ZM76 141L74 139V142H76ZM145 141H146V139H145ZM80 142H81V139H80ZM85 143H87V142H85ZM163 144L164 143H162L161 145H163ZM20 145H21V147H20ZM53 145L55 148L53 147ZM72 145L73 144H71V146ZM90 145H89V147H90ZM92 145H91V147H92ZM44 146L46 147V149L44 148ZM126 146H129V144ZM138 146H140V145H138ZM163 146L165 147L166 145L164 144ZM158 147H161V146H158ZM164 147H163V149H164ZM243 147H246L247 151H245V149H242ZM50 148H52V149H50ZM125 148H127V147H125ZM184 148H186V149H184ZM184 148H183V150L182 149L181 150L183 151V153H187L188 148L187 147H184ZM60 149H61V147H60ZM62 149L64 150V147H62ZM144 149H146V148H144ZM189 149H190V146H189ZM248 150L251 152H248ZM66 151H68V150L66 149ZM158 152H162V149H161V151L159 150ZM164 152H167V149ZM168 152H170V150ZM171 152H172V150H171ZM196 152H197V154H196ZM68 153H70V149H69ZM90 153L93 154L92 151H90ZM104 153H102V154H104ZM167 153H166V155H168ZM169 154L172 155V153H169ZM187 154H183V156L184 155L187 156ZM17 155L21 156L19 154H17ZM78 155H81V154H78ZM159 155H161V154H159ZM174 155H176V154H174ZM180 155H181V153H180ZM191 155H189V156H191ZM195 155H194V157L196 159ZM7 156H9V155H7ZM96 156H99V155H96ZM177 156H179V154ZM177 156H175V157H177ZM1 157L5 158L6 156L3 157L1 155ZM12 157H13V155H12ZM93 157H94V155H93ZM194 157H193V160H194ZM9 158H10V156H9ZM88 158L90 159V157H88ZM97 158H99V157H97ZM180 158H182V157H180ZM19 159H21V158H19ZM93 159L94 158H92L91 160L93 161ZM140 159H142V160H140ZM197 159H198V156H197ZM253 159H255V158H253ZM121 160L122 161L125 160V162H123L124 164L123 165L121 164L122 166H120ZM178 160H181V159H178ZM184 160L186 163L187 158ZM162 162H163V160H162ZM196 162H197V160H196ZM199 162H201V161H199ZM93 163H96V161H94ZM188 163H190V161ZM191 164H194V163H191ZM158 165H160V163ZM174 165H176V164H174ZM174 165H172V166H174ZM198 165H200V164L198 163ZM210 165H211V163L208 166H210ZM91 166L92 165H90V168H88V169H91L92 168ZM150 166H154L152 169H154L156 171L155 173L151 172ZM182 166H184V165H182ZM186 166H187V164H186ZM186 166H184V168H186ZM200 166H202V165H200ZM204 166L205 165L203 164V167ZM93 168H95V167H93ZM192 168L194 169V167H192ZM204 168H206V167H204ZM204 168L202 170H204ZM27 169H29V171H31L32 174L37 175L34 178L33 182L32 181L31 182L34 185H39L41 187H40V189L37 190V193H36L37 195L34 194V195L30 196L29 199H27V201L25 200L27 203L23 200L26 205H24V207L22 205V207H23L22 209H21V205H20V208L14 209L16 206L14 204V202L16 200H14V202L11 205V208H13V209H11V208L7 209L8 208L6 206V204H8L7 200H9V198L14 199L13 197L15 195H13V189L16 188L15 186H18V185L23 184V183L25 184V182L27 181V178H29L30 173L27 175L24 172ZM214 169H212V170H214ZM243 169H244V167H243ZM129 170H131V172ZM212 170H211V173H213ZM128 171H129V173H128ZM188 171H189V169H188ZM147 172L153 174L152 181H150L149 178L147 177ZM190 172H192V171H190ZM190 172H189V174H190ZM3 173H4V175H3ZM207 173H209V172L207 171ZM261 173H263V175H264V167H262ZM5 174L7 175V177H5ZM193 174H194V171H193ZM237 175H240V177L238 178ZM31 176L33 177L34 175H31ZM151 176L152 175L150 174V177ZM196 176H198V175H196ZM196 176H195V179H196ZM198 177H200V175ZM201 177L198 178L199 179L198 181L203 179ZM243 179L244 178H242V180L240 179L239 181L241 182V181H243ZM262 180H264V179H262ZM198 181L196 179V182H198ZM240 182H239V186L242 185V183H240ZM248 182L250 184L251 181H248ZM84 183L86 184L87 182H82L83 185H84ZM251 183L253 184V182H251ZM242 186H240V187L242 188ZM250 186H249V188H250ZM89 187H91V186L88 185V189H90ZM154 187L156 188L155 191L158 190L157 192L160 191L161 194L159 193L158 195H156L153 191V189H155ZM240 187L238 189L241 190ZM96 188L94 190H96ZM261 188L258 189L259 192L257 194L254 193L253 196L251 198H249L250 200L248 203L246 201V204L248 205L247 206L248 208L246 207V209L251 210L250 213H252V210L262 209L261 205L264 203L262 200V198L264 196L263 195L264 191L262 192V190L264 187H261ZM245 189L246 188L244 187L243 191H245ZM251 189H252V186H251ZM83 190L84 189H82V192H83ZM240 190H238V193L240 192ZM101 192L99 194H102ZM245 192H248V189H246ZM68 193L71 194V196H69ZM140 193H141V191H140ZM177 193H179L181 196L179 194L177 195ZM241 193H243V192H241ZM241 193H239V195L242 196ZM248 193H250V192H248ZM247 194H245V195H247ZM234 195H235V193H234ZM17 196H18V194H17ZM241 196H239L238 198L240 199ZM16 197H15V199H16ZM234 198L235 197H233V199ZM245 198H246V196H243V199H245ZM134 199H135V203H136L137 200H136V198H134ZM241 199H240V201H241ZM128 200H129V198H128ZM236 201H238V200H236ZM236 201L232 200V206H237L236 203H238V202H236ZM17 202H18V200H17ZM132 202H134V201H132ZM141 203H142V201H141ZM176 203H177V205H176ZM185 203L186 202H184V204ZM146 204L147 203L145 202V205ZM244 204H245V202H244ZM4 205H5V207H7L6 209H4L5 207L2 209V207ZM152 205H151V208H152ZM128 206H129V208L130 207L132 208V206H130V205H128ZM186 206H188V208H189V205H186ZM143 208H145V207H143ZM146 208H147V205H146ZM232 208H234V207H232ZM152 211H151V213H152ZM181 213H177L176 220L178 219V221H179V219H180V221L183 222L186 220V217L188 215L185 217V215L184 214L181 215ZM246 213H248V212H246ZM253 213H255V211ZM241 214L243 215L244 213H241ZM241 218L239 215L240 220H241ZM236 219H238V218H236ZM248 219H249V217H248ZM158 221H159V223H158ZM203 222L206 223L205 220ZM132 223H133V221H132ZM254 223L256 224V222H254ZM254 223H253V225H255ZM135 227H133V228L135 229ZM195 227H197V226H195ZM207 228H208V225H202L201 224L197 228H195V230L199 231V233H201L202 231H204ZM152 229H153V231H152ZM193 229H194V225H193ZM251 229H252V227H251ZM135 230H137V229H135ZM138 233H140V232H138ZM199 233L197 232L196 234L198 235ZM153 234L155 235V233H153ZM199 236H200V234H199ZM263 238H264V235H263ZM198 241L199 240H194L193 242H189L190 244H188V246H197L198 247ZM200 241H201V238H200ZM7 243L9 246H6ZM186 244H185V246H186ZM214 245L212 243L206 244L207 248H211V249L215 248ZM263 246L262 247L258 246L259 250H260V254L262 255L261 257H263V250H264ZM192 248H194V247H192ZM68 253L71 255L72 251L69 250ZM260 254H259V256H260ZM65 255H67V254H65ZM27 256H29V257L27 258Z\"/></svg>", "mask_w": 264, "mask_h": 264}]
</instances>
